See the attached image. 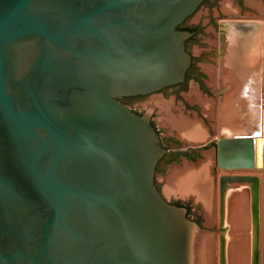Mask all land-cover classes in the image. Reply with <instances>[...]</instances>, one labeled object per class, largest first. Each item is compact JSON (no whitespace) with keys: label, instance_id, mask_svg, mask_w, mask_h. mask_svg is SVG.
I'll return each instance as SVG.
<instances>
[{"label":"water","instance_id":"water-1","mask_svg":"<svg viewBox=\"0 0 264 264\" xmlns=\"http://www.w3.org/2000/svg\"><path fill=\"white\" fill-rule=\"evenodd\" d=\"M203 1L0 0V264H193L199 228L156 185L170 151L117 97L184 81ZM261 134L217 139V165L264 171Z\"/></svg>","mask_w":264,"mask_h":264},{"label":"rangeland","instance_id":"rangeland-1","mask_svg":"<svg viewBox=\"0 0 264 264\" xmlns=\"http://www.w3.org/2000/svg\"><path fill=\"white\" fill-rule=\"evenodd\" d=\"M188 18L198 28L189 50L199 67L200 83L189 79L179 94L168 90L126 102L141 115L150 116L163 139L162 148L210 145L195 159L179 155L163 160L155 177L160 193L186 209L188 218L199 228L196 241L199 248L195 244L193 264H221L222 239L225 264H233L230 249L235 242L239 246L237 251L240 250L239 257L235 256L239 264H252L254 249L260 251L259 241L258 245L255 242V222H258L253 213V187L244 181L226 182L222 191L221 179L244 174L260 177L261 173L220 168L214 141L227 137V128L236 127L238 133L242 132V125H237V109L240 111L250 101L252 112L260 114L264 107L263 81L259 75L256 90V72L262 71L260 63L264 61L260 60L264 54V0H204ZM248 82L251 84L247 87ZM191 122L202 126V136L197 129L191 135ZM198 172L201 177H197ZM234 208L238 218L232 211ZM234 230L237 234L231 238Z\"/></svg>","mask_w":264,"mask_h":264},{"label":"bare ground","instance_id":"bare-ground-1","mask_svg":"<svg viewBox=\"0 0 264 264\" xmlns=\"http://www.w3.org/2000/svg\"><path fill=\"white\" fill-rule=\"evenodd\" d=\"M262 40H263V43H262V51L264 52V36H263V38H262ZM252 56V55H251ZM255 57H256V55H255ZM257 58V57H256ZM255 58V59H256ZM263 58H264V54H263ZM263 60V59H262ZM263 64H264V61H263ZM263 77V76H262ZM264 83V82H263ZM251 83L250 82H248L247 83V87L250 85ZM236 85V84H235ZM264 86V85H263ZM262 93L264 94V88H263V90H262ZM249 95H250V93H249ZM250 100V99H249ZM262 103V102H261ZM251 105V101L247 104L246 103V105H245V107H242L241 108V110L239 111V109H237V122H238V124L237 125H242V126H240L241 127V131L242 132H240V133H238L237 131L238 130H236V127H233V128H227L226 129V132H227V137H225V138H236V137H243V136H250V135H253L254 136V139H255V146H256V139H257V136H259V135H255V133H256V131H257V128H258V125H261V127H262V134H261V136H262V151H263V155H264V120H263V113H264V107H262L261 108V110H260V108H258L259 110H260V114H259V111L256 113V112H252V110H253V107H252V105ZM247 106H248V108H247ZM263 106V105H262ZM255 109H257V108H255ZM260 115V116H259ZM239 118H241V119H239ZM254 118H255V121H254ZM192 126L190 127V129H192V134L191 135H195L196 134V129L199 131V132H201L200 134H201V136L203 135V129H202V126H200V125H194L192 122L190 123ZM186 124H184V126H185ZM186 129L188 128V126H186L185 127ZM222 138V137H221ZM220 139V138H219ZM263 167V169H264V162H263V165H262ZM225 170H228V171H237V170H244V171H257V172H260L261 173V176L259 177V176H257V177H259V179H260V182L259 183H255V182H253V181H244V182H249V183H251V184H253V185H251V187H253V197H254V203H255V201H257V199H258V197H259V195H260V185L262 184L261 182H263L262 181V178H263V174H264V171L262 170V169H257V168H252V169H234V170H232V169H225ZM195 174V173H194ZM194 174H192V175H194ZM201 172H198V173H196V175H197V177H201ZM191 175V176H192ZM226 176H228V177H231V176H233V175H226ZM243 176H253V175H249V174H244ZM197 181H202L201 179H198ZM225 182H234V181H231V180H226ZM234 183H236V182H234ZM237 183H239V182H237ZM196 184H198V183H196ZM201 185V184H200ZM201 187V186H200ZM204 188V187H203ZM202 188V189H203ZM221 188L223 189V183H221ZM205 191V190H204ZM246 191V190H245ZM239 199V198H238ZM222 201H223V197H222ZM232 203V202H231ZM235 204H236V202H235ZM232 206V205H231ZM230 206V207H231ZM235 206V205H234ZM241 210V209H240ZM232 211H235V208H234V210H232ZM231 213H233V212H231ZM230 214V213H229ZM234 215V214H233ZM235 215H236V218H238V212L237 211H235ZM231 217H233V216H231ZM230 217V218H231ZM235 218V217H234ZM243 224V223H242ZM246 224V223H245ZM233 225V224H232ZM235 227V226H234ZM238 228V227H237ZM244 228V227H243ZM255 228H256V233H255V238L257 239V241L255 240V242H256V244L258 243V241H260V238H261V228L259 227V226H257V223L255 222ZM225 229V228H224ZM244 230H245V228H244ZM243 230V231H244ZM232 234H231V238L232 237H234V236H236V234H237V232L234 230L233 232H231ZM241 233V232H240ZM248 233V232H247ZM194 234H195V243H194V251H196V249H195V247L197 246V243H196V241H197V238H199L198 237V235H199V233H198V231H195L194 232ZM245 234V233H244ZM197 235V236H196ZM233 235V236H232ZM242 236V235H241ZM263 236V235H262ZM243 237V236H242ZM241 237V238H242ZM200 240V239H199ZM210 240V239H209ZM236 240V239H235ZM235 240H233V241H235ZM208 241V240H207ZM238 242V241H237ZM239 242H240V239H239ZM230 243V242H229ZM195 244H196V246H195ZM231 244V243H230ZM229 244V245H230ZM234 246L233 247H231V249H230V252H231V256H230V258H231V262H233V264H239L240 262H239V258H237V257H235V256H238V253L237 252H239L240 250V248L238 249L239 251H237V248L239 247V246H237L236 245V242H235V244L234 243H232ZM256 244H255V246H256ZM198 245H199V243H198ZM208 245V244H207ZM240 245H241V243H240ZM231 246V245H230ZM198 247V246H197ZM229 247V246H228ZM243 247V246H242ZM199 248V247H198ZM210 249V248H209ZM258 248H255L254 249V254H253V260H252V264H261L260 263V261H259V254H261V251H258L257 250ZM229 250V249H228ZM241 250H242V248H241ZM260 250V249H259ZM256 251V252H255ZM235 253V254H234ZM255 253H256V261H255ZM229 254V253H228ZM241 254V253H240ZM239 254V255H240ZM229 256V255H228ZM235 257V258H234ZM239 257V256H238ZM237 258V259H236ZM229 259V258H228ZM221 264H225V241H224V239H222V241H221Z\"/></svg>","mask_w":264,"mask_h":264},{"label":"flooded vegetation","instance_id":"flooded-vegetation-1","mask_svg":"<svg viewBox=\"0 0 264 264\" xmlns=\"http://www.w3.org/2000/svg\"><path fill=\"white\" fill-rule=\"evenodd\" d=\"M189 18H187L181 25H179L177 27V30H180V31H188L189 33H191L192 35L185 41V49L186 51L190 54L191 56V64H190V67L188 68L187 72H186V75H185V79L183 82L179 83V84H176V85H172V86H167V87H164L162 89H160L159 91L155 92V93H160V92H166L168 90L170 91H173L177 94H179L180 90L181 89H184L186 86H187V83H188V80L189 79H192L194 81H198L200 83L201 81V77H200V73L198 71V68L196 66V61H195V58L194 56L192 55V53L190 52L189 50V47L190 45L193 43L194 40H196V35L198 33V28L192 26L193 22L190 23ZM202 73V72H201ZM153 94V93H152ZM150 95V94H148ZM148 95H136V96H120V97H117V100L119 102H121L122 104L124 105H127L129 106L134 112L140 114L136 109H134L128 102H126L128 99H137V98H141V97H145V96H148ZM151 124L154 126L155 130L158 132L159 136H160V133H159V130L156 128V126L154 125L153 121L151 120ZM160 142L161 144L163 143V139L160 137ZM213 142V141H212ZM216 144V150H217V143L216 141H214ZM164 145V143H163ZM207 146H210L209 144H201V145H197V146H193V145H190L186 148H176V149H172V148H167L165 146V149L167 151H170L169 153L165 154L161 160L159 161L158 165H157V169H158V166L160 165V163L163 161V160H166L167 158H175L176 156H179V155H182V156H185L187 157V159L190 157V158H194L195 159V156H198L201 154L202 151H204L205 149H207ZM179 150H183V152L179 151ZM217 153V151H216ZM156 169V171H157ZM226 182H224L225 184ZM224 184H223V189L222 191L225 189L224 187ZM253 185V184H251ZM158 186V185H157ZM159 188V187H158ZM224 198V197H223ZM170 203H173V204H176L175 202H172V201H169ZM225 227H222V229H224ZM253 260V258H252Z\"/></svg>","mask_w":264,"mask_h":264},{"label":"crops","instance_id":"crops-1","mask_svg":"<svg viewBox=\"0 0 264 264\" xmlns=\"http://www.w3.org/2000/svg\"><path fill=\"white\" fill-rule=\"evenodd\" d=\"M257 55H258V51H257ZM256 55V56H257ZM258 58V57H257ZM263 57L261 56L260 57V60L262 59ZM260 65H262V71L259 72H256V90H257V86H258V79L260 78L263 82H264V65H263V62L260 63ZM259 67V62H257L256 64V68ZM259 75V78H257ZM263 76V77H262ZM262 82V87L264 88V83ZM263 181V180H262ZM262 184L260 185V195L257 199V201H252V204H255V207H253V213L255 214V216L257 217V226H259L261 229V238H260V241H259V246H260V251H261V256H259V261L261 264H263V247H264V230H263V227H264V197H263V192H264V183L261 182ZM253 200H254V197L252 196ZM263 235V236H262ZM258 245V243H257ZM254 249V248H253ZM256 252V251H255Z\"/></svg>","mask_w":264,"mask_h":264}]
</instances>
